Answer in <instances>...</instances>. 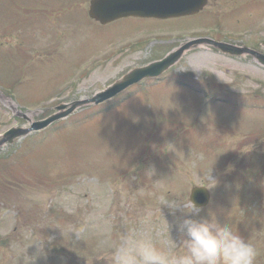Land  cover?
<instances>
[{"label": "rangeland", "instance_id": "obj_1", "mask_svg": "<svg viewBox=\"0 0 264 264\" xmlns=\"http://www.w3.org/2000/svg\"><path fill=\"white\" fill-rule=\"evenodd\" d=\"M16 1L0 0V136L194 37L264 54V0H210L208 21L107 27L78 24L76 7L86 11L88 0H71L73 15L70 0H37L46 15ZM178 82L194 88L191 100L167 87ZM113 102L0 148V264H105L98 258L126 234L151 239L179 264L176 225L210 217L252 244L255 264H264V67L199 47ZM193 186L210 193L198 215L161 205L187 203Z\"/></svg>", "mask_w": 264, "mask_h": 264}, {"label": "clouds", "instance_id": "obj_2", "mask_svg": "<svg viewBox=\"0 0 264 264\" xmlns=\"http://www.w3.org/2000/svg\"><path fill=\"white\" fill-rule=\"evenodd\" d=\"M161 205L169 212L179 211L187 216H196L200 208L190 199L182 203L179 199L164 200ZM160 205V206H161ZM159 206V213L161 210ZM167 230L169 232V225ZM179 242L173 246L182 249L179 264H255L257 251L229 225H221L216 219L184 218L177 225ZM105 264H178L177 257L158 249L151 239L132 234L121 236L119 243L98 259Z\"/></svg>", "mask_w": 264, "mask_h": 264}, {"label": "water", "instance_id": "obj_3", "mask_svg": "<svg viewBox=\"0 0 264 264\" xmlns=\"http://www.w3.org/2000/svg\"><path fill=\"white\" fill-rule=\"evenodd\" d=\"M203 5V0H92L89 7V16L101 24H106L116 19L129 16L158 18L180 17L197 13ZM218 47L223 52L235 51L236 54L247 52L246 50H239L225 45H218ZM184 48L185 47L168 55L161 62L130 71L119 81L107 87L102 92L95 94L90 100L74 102L70 106L61 105L57 107L59 111L57 114L43 121L32 123L28 129L16 128L9 130L0 139V147L30 132L46 128L54 121L67 117L77 108L90 104L97 105L102 103L143 78L159 75L180 57ZM65 108L68 109L65 110ZM190 200L198 207H203L207 204L209 195L205 189L194 188L191 191Z\"/></svg>", "mask_w": 264, "mask_h": 264}]
</instances>
